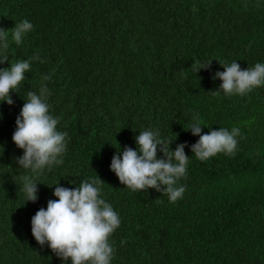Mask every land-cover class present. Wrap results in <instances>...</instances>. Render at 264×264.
Listing matches in <instances>:
<instances>
[{"label":"trees","instance_id":"16d2710c","mask_svg":"<svg viewBox=\"0 0 264 264\" xmlns=\"http://www.w3.org/2000/svg\"><path fill=\"white\" fill-rule=\"evenodd\" d=\"M25 19L33 28L17 45L12 29ZM0 28L9 33L0 69L31 62L14 104L0 102V264H71L35 240L31 219L58 199V182L74 190L98 178L120 219L111 264H264V86L227 96L213 79L221 64L264 63V0H0ZM42 85L67 137L63 163L36 175L18 165L23 149L12 136L27 93ZM197 113L201 135L239 129L235 155L196 158L199 136L187 129ZM149 129L173 151L187 145L175 203L132 191L111 171L117 150H137L135 137ZM25 175L38 183L35 203L26 202Z\"/></svg>","mask_w":264,"mask_h":264},{"label":"clouds","instance_id":"9594fccd","mask_svg":"<svg viewBox=\"0 0 264 264\" xmlns=\"http://www.w3.org/2000/svg\"><path fill=\"white\" fill-rule=\"evenodd\" d=\"M33 25L27 20L16 23L12 29V39L19 45L23 37L30 32ZM8 30L0 28V64L8 61L6 50L9 48ZM36 56L33 59H38ZM211 61L192 65L197 73L200 69H208ZM220 63V62H219ZM221 64V63H220ZM225 69L216 72L213 79H220L219 90L227 96L238 94L243 96L253 89L264 86V63H256L254 67L242 70L234 61L221 64ZM31 71L29 60H19L10 67L0 69V102L13 105V92L19 93L25 81V73ZM48 80V76L43 77ZM219 90L215 94H219ZM49 95L46 86H41L40 93L29 91L19 116L16 118V130L12 140L23 149V156L17 159L19 166L30 169L36 175L41 174L45 167L51 168L62 164V155L66 152V132L57 130L59 118L49 114L46 103ZM193 123L187 130L199 140L191 146L192 153L201 161L208 160L219 153L235 155L236 137L239 129L231 131L219 128L201 135L203 122L199 114H194ZM137 150L125 147L121 153L117 150L111 161V171L118 177L121 184L132 191L155 189L168 195L170 202L175 203L183 197L184 186L177 182L186 176L189 156L185 154L184 143L178 144L173 151L172 142L161 138L158 130L140 131L135 137ZM164 158H158L157 152ZM23 191L27 201L35 203L38 199L37 184L30 176H23ZM73 183H75L73 181ZM103 181L92 179L79 183L77 188L69 189L56 184L54 196L57 200H49L46 210L41 208L31 219V231L35 240L43 246L49 245L52 252L63 261L71 260V264H111L114 249L109 238L120 226L118 214L110 204L101 198Z\"/></svg>","mask_w":264,"mask_h":264}]
</instances>
